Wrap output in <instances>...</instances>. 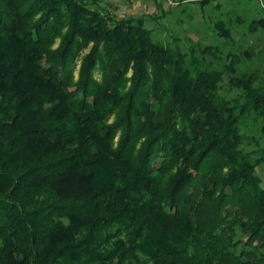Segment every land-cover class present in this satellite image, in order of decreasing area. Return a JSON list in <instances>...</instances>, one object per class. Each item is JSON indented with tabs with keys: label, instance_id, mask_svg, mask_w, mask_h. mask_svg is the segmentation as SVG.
Here are the masks:
<instances>
[{
	"label": "trees",
	"instance_id": "trees-1",
	"mask_svg": "<svg viewBox=\"0 0 264 264\" xmlns=\"http://www.w3.org/2000/svg\"><path fill=\"white\" fill-rule=\"evenodd\" d=\"M231 48L184 51L86 0H0V264H264V149L243 148L264 78Z\"/></svg>",
	"mask_w": 264,
	"mask_h": 264
},
{
	"label": "rangeland",
	"instance_id": "rangeland-1",
	"mask_svg": "<svg viewBox=\"0 0 264 264\" xmlns=\"http://www.w3.org/2000/svg\"><path fill=\"white\" fill-rule=\"evenodd\" d=\"M86 2L91 11L110 12L118 19L143 20L155 40L166 45L179 43L184 51H187L190 45L199 42L204 46L219 47L227 54L230 51V44L234 53L241 54L246 59L242 69L257 71L264 78V31L256 33L249 31L254 19H264V0H86ZM219 22L232 28L233 39L230 42L218 36ZM59 43V40L55 41L52 48L56 49ZM90 52L91 46L76 60L74 81L79 79L83 59ZM245 52L249 56H246ZM132 76L130 70L126 77L131 79ZM225 81L222 95L236 97L238 92L229 88L227 76ZM130 86L129 82L127 88ZM116 117L118 114L114 115L110 122ZM248 123L249 127L243 128L246 136L243 148L251 153L264 149V134L260 129L264 126V119L259 120L257 125L252 120ZM258 175L264 186V163L259 167Z\"/></svg>",
	"mask_w": 264,
	"mask_h": 264
}]
</instances>
